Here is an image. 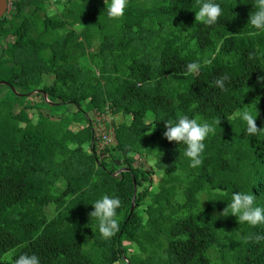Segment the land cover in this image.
Instances as JSON below:
<instances>
[{
	"label": "trees",
	"instance_id": "obj_1",
	"mask_svg": "<svg viewBox=\"0 0 264 264\" xmlns=\"http://www.w3.org/2000/svg\"><path fill=\"white\" fill-rule=\"evenodd\" d=\"M12 2L0 17V264L24 253L40 264H264V224L220 215L235 192L264 207V132L250 136L240 118L259 114L264 128L255 0H215L223 11L211 26L195 22L204 0H129L119 19L111 0ZM106 112L122 118L115 144L98 151L93 125ZM180 115L221 119L197 168L163 136ZM103 195L121 200L109 239L88 215Z\"/></svg>",
	"mask_w": 264,
	"mask_h": 264
},
{
	"label": "clouds",
	"instance_id": "obj_2",
	"mask_svg": "<svg viewBox=\"0 0 264 264\" xmlns=\"http://www.w3.org/2000/svg\"><path fill=\"white\" fill-rule=\"evenodd\" d=\"M106 3L107 0H104ZM129 0H111L108 6V16L119 19L125 14ZM255 11L249 14L248 24L253 28L264 31V0H255ZM222 7L215 3V0H204L199 10L195 12V22L208 26L214 25L222 15ZM249 35H257V32H250ZM204 63H208L205 61ZM201 68L200 62H192L186 65L188 73H198ZM227 75H221L214 81L216 87L226 90ZM258 81L264 82V76L258 77ZM259 114L254 115L249 110L240 113V118L247 124V133L250 136L264 132V128L258 127L256 120ZM221 124V119L216 118L211 123L201 121L197 118H190L188 115H180L175 122L165 123L166 131L163 136L169 142L183 143L186 145L184 155L190 160V167L197 168L203 163L205 141L210 135L216 132V126ZM256 196L252 192H235L232 194L231 203L220 213L221 216L230 215L237 217L239 223H247L255 226L264 224V207L256 206ZM94 211L88 215L91 219L98 221V229L103 238L109 239L120 231V223L117 209L121 207V200L115 196L103 195L96 200ZM256 241L264 240V236L257 235ZM12 264H40V258L36 254H20L12 261ZM127 264V262H125Z\"/></svg>",
	"mask_w": 264,
	"mask_h": 264
},
{
	"label": "rangeland",
	"instance_id": "obj_3",
	"mask_svg": "<svg viewBox=\"0 0 264 264\" xmlns=\"http://www.w3.org/2000/svg\"><path fill=\"white\" fill-rule=\"evenodd\" d=\"M12 7H13V2H12ZM47 7L49 9L53 10V9H55V4L48 2ZM5 16H7V14ZM5 21L6 22L13 21V18L10 15H8V17L5 18ZM4 92H5V89L1 86L0 87V94H2ZM28 99H32V98L29 97ZM69 109H70V112H72L74 108L70 106ZM20 111L22 112L21 114L27 115V116H32L35 113V111H32V110H26V111L25 110H23V111L20 110ZM117 113H119V114H117V116H115V117L111 116L110 124L111 123L112 124L113 123L116 124V122H118L119 120H121V118H122L121 117V113L120 112H117ZM40 115L42 116L41 113H40ZM73 119L74 120H77L79 123H82L81 118H78V117L75 116ZM127 120H128V117H127ZM12 121L15 122V123H17L18 122V118H13ZM74 127H76V126H74ZM216 145L219 146V148L221 150H227V148L224 147V144L221 141H219V140L216 141ZM124 156L127 157L129 161L134 162L135 164H138L140 161L143 160L141 157H139V155L136 152H134V150H130L128 152H124ZM147 159H148L147 160V164L153 166V160H152V158L151 157H147ZM157 178H158V175L153 176V181L156 182L157 181ZM129 241L130 240L128 238H126V237L123 238V245H124L125 248H128L129 247V245H130V242ZM11 255H12V250L8 251L6 253V255H5V257L9 259L11 257ZM118 264H121V263H118ZM135 264H138V263H135Z\"/></svg>",
	"mask_w": 264,
	"mask_h": 264
},
{
	"label": "built area",
	"instance_id": "obj_4",
	"mask_svg": "<svg viewBox=\"0 0 264 264\" xmlns=\"http://www.w3.org/2000/svg\"><path fill=\"white\" fill-rule=\"evenodd\" d=\"M7 2L10 4L12 0H7ZM110 119L111 114L109 112L100 113L93 125L97 136L96 144L98 151H102L105 147L115 144L114 126L112 123L110 124Z\"/></svg>",
	"mask_w": 264,
	"mask_h": 264
},
{
	"label": "water",
	"instance_id": "obj_5",
	"mask_svg": "<svg viewBox=\"0 0 264 264\" xmlns=\"http://www.w3.org/2000/svg\"><path fill=\"white\" fill-rule=\"evenodd\" d=\"M7 2L6 0H0V17L6 12ZM3 81H0L2 83ZM45 97V94H44ZM47 100V99H46ZM136 189V185L134 184V190Z\"/></svg>",
	"mask_w": 264,
	"mask_h": 264
},
{
	"label": "flooded vegetation",
	"instance_id": "obj_6",
	"mask_svg": "<svg viewBox=\"0 0 264 264\" xmlns=\"http://www.w3.org/2000/svg\"><path fill=\"white\" fill-rule=\"evenodd\" d=\"M12 1H13V0H12ZM6 2H7V0H6ZM11 8H12V2H11L10 4L7 2V8H6V12H5L4 14L9 13L10 10H11Z\"/></svg>",
	"mask_w": 264,
	"mask_h": 264
}]
</instances>
